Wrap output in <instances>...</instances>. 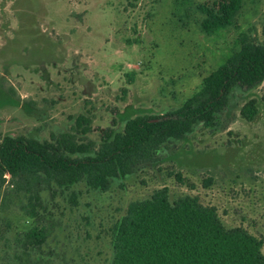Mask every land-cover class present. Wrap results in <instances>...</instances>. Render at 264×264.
Masks as SVG:
<instances>
[{
	"label": "rangeland",
	"instance_id": "obj_1",
	"mask_svg": "<svg viewBox=\"0 0 264 264\" xmlns=\"http://www.w3.org/2000/svg\"><path fill=\"white\" fill-rule=\"evenodd\" d=\"M213 1L0 0V142L50 140L84 115L98 148L108 128L180 107L241 39L264 44V0H243L231 25L208 31L200 7ZM251 99L258 111L247 120ZM161 188L171 200L197 197L264 242V82L236 88L215 125L168 142L106 191L84 181L44 191L49 236L33 264H108L128 204ZM26 202L9 175L0 179V264L19 263L17 240L33 224Z\"/></svg>",
	"mask_w": 264,
	"mask_h": 264
},
{
	"label": "trees",
	"instance_id": "obj_2",
	"mask_svg": "<svg viewBox=\"0 0 264 264\" xmlns=\"http://www.w3.org/2000/svg\"><path fill=\"white\" fill-rule=\"evenodd\" d=\"M243 0H214L200 7L204 29L225 28L234 22ZM264 82V44L243 38L240 46L180 107L165 114L138 115L123 131L108 128L98 148L86 141L90 119H76L70 132L40 140L5 136L0 142V179L10 176L13 191L33 224L18 238L17 264H33V256L47 241L42 194L54 186L68 189L84 181L106 191L115 178H124L153 162L168 142L184 139L196 126L216 124L236 88L250 91ZM255 99L241 109L247 120L257 114ZM264 242L242 227H227L217 209L197 197L171 200L168 189L133 200L113 230L108 264H264Z\"/></svg>",
	"mask_w": 264,
	"mask_h": 264
}]
</instances>
